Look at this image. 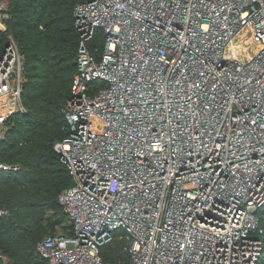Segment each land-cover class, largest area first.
I'll return each mask as SVG.
<instances>
[{"label":"built area","instance_id":"built-area-1","mask_svg":"<svg viewBox=\"0 0 264 264\" xmlns=\"http://www.w3.org/2000/svg\"><path fill=\"white\" fill-rule=\"evenodd\" d=\"M74 24L69 134L54 147L72 176L58 198L71 231L46 236L38 254L111 264L102 248L120 240L127 264H262L264 0H82ZM25 81L8 42L0 144L28 112Z\"/></svg>","mask_w":264,"mask_h":264},{"label":"trees","instance_id":"trees-1","mask_svg":"<svg viewBox=\"0 0 264 264\" xmlns=\"http://www.w3.org/2000/svg\"><path fill=\"white\" fill-rule=\"evenodd\" d=\"M80 1L0 0L7 4L10 32L25 56L23 100L28 112L11 118L10 130L0 144V163L20 167L19 172L0 171V203L8 211L0 218V249L18 264L47 262L37 256V245L48 234L39 239V231L31 233V222L44 232L47 212L59 208L62 214L48 219L63 225L66 233L71 231L58 198L72 185V176L54 147L69 134L64 111L77 71L79 34L74 9ZM5 41L6 35L0 33V48ZM93 44L103 47L100 32ZM258 214L264 242V209ZM124 246L125 241L118 240L103 247V259L127 264Z\"/></svg>","mask_w":264,"mask_h":264},{"label":"rangeland","instance_id":"rangeland-1","mask_svg":"<svg viewBox=\"0 0 264 264\" xmlns=\"http://www.w3.org/2000/svg\"><path fill=\"white\" fill-rule=\"evenodd\" d=\"M2 3L5 4V10H4L3 14H4V16H6L7 14H9L8 11H7L8 7H7L6 2H2ZM0 33L6 35L5 45H4L3 48H0V53H1L3 51V49L5 48V46L8 44V42H11V41L16 42V40L14 39L13 35L10 32L9 25H8V31H6V32H1L0 31ZM25 83H26V81H25ZM4 207H5V203L4 202L0 203V208H4ZM61 214H62V212H61V210L59 208H57L55 211L47 212V214H46V216L44 218V221L42 222V226L45 227L44 232H43V230L41 228V225H38L35 222H31L32 225H33L32 229H31V233H33V232L35 233V232L39 231V233H40L39 234V239H41V237H43L45 234H48V235H62V234H65L66 233V229L64 228V226L61 225V224H55L52 221L53 219L58 218ZM51 216H52V218H51L52 220H49L48 217H51ZM66 225H67V223H66ZM42 240L43 239L39 240V242H41ZM8 253L9 252L7 250L0 249V264H13V263H15V261H17V259L11 258V256H9ZM37 256L41 260L45 259V258H43V257H41L39 255H37ZM45 260H47V259H45ZM260 263H261V261H260ZM17 264H18V261H17ZM45 264H50V263L47 260V262H45Z\"/></svg>","mask_w":264,"mask_h":264},{"label":"bare ground","instance_id":"bare-ground-1","mask_svg":"<svg viewBox=\"0 0 264 264\" xmlns=\"http://www.w3.org/2000/svg\"><path fill=\"white\" fill-rule=\"evenodd\" d=\"M250 48L249 46H246V49Z\"/></svg>","mask_w":264,"mask_h":264}]
</instances>
